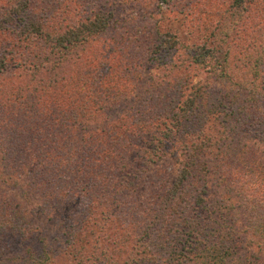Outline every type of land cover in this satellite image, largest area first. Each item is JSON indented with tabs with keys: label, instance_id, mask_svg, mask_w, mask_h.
<instances>
[{
	"label": "trees",
	"instance_id": "obj_1",
	"mask_svg": "<svg viewBox=\"0 0 264 264\" xmlns=\"http://www.w3.org/2000/svg\"><path fill=\"white\" fill-rule=\"evenodd\" d=\"M3 1L0 6V75L11 70L39 72L47 67L50 79L45 84H33L34 88L0 89V155L5 153V157L0 158L3 165L0 169L5 175L14 176L10 177L12 181L4 180L0 170V181L18 188L26 205L38 201L51 211L52 205L47 207L50 200L60 203L67 189L60 187L33 197L30 181L37 173L45 177L54 164L61 167L64 161L70 168L75 165L80 168L73 175L76 181L67 180L64 187L85 197L93 190L86 191L87 184L81 186L80 183L88 173L87 161L94 162L90 171L94 181L86 180L94 183L99 177L92 172L99 162L104 157L113 159L116 147L123 150L129 145L127 137L119 138L118 130L123 122L130 123L135 117L128 133L156 131L157 134L153 136V148L149 147L151 145L141 148L144 152L142 167L157 164L165 156L178 158L181 165L172 187L152 205L153 213H150L146 231L159 235L164 244L153 243V250L147 252L148 258H157L154 252L157 251L162 254L158 264H264L260 252V246L264 249V162L262 152L256 147L264 145V89L258 82L264 73V10L260 9L254 17L255 6L264 0H233L227 11L229 15L222 17L202 39L195 37L192 63L207 74V85L213 81L224 84L228 92L221 97L212 95V90L204 84L194 85L186 76L176 75L177 66L173 61L166 65L163 55L180 50L181 40L173 41L172 35L162 32L158 34L162 35L159 43L150 54L145 52V57L141 58L142 49L137 46L135 54L128 55L127 59L117 46H107L104 50L109 56L104 58L100 51L101 54L92 56V62L82 56L76 61V66L83 69L81 74L76 78L66 75L71 73L67 67L75 66V61L69 58L72 50L94 40L91 36L103 33L110 26L109 19L98 17L91 22L87 20V24L79 23L73 30H65L37 20L36 0ZM156 64L166 68L168 74L166 77L161 74L164 79L159 81L150 76L142 83L147 86L145 91L134 99L127 80L134 87L142 79V71L151 70ZM240 69L242 72L237 75ZM131 77L134 78L129 79ZM80 78L90 83L88 93L81 102L74 100V106L63 105L62 89L73 81L80 84ZM59 94L62 99L57 98ZM144 100L148 108H134ZM99 119L93 131L85 127V123ZM200 121L203 124H199ZM208 124H211L209 130L205 127ZM190 133L194 138L187 143L184 136ZM44 134H49L47 141L52 142L49 149H53L54 143H60V135L63 140L69 139L71 145L63 147L64 157L52 160L49 155L26 154L28 157L18 165L20 177L17 176L13 167L15 154L2 152L4 144L8 143V149H13L10 144L21 146L24 137ZM75 138L77 141L73 144ZM175 146H181V152L176 155L171 149ZM81 149L84 155L79 154L84 161L78 162L75 152ZM84 164L85 173L80 171ZM128 170L125 166L117 167L118 174L110 179L120 178L125 183ZM139 173H143V169ZM125 188L123 183L117 185L114 198L119 199ZM111 190L110 186L109 192ZM99 198L103 201L104 197ZM0 202V210L8 214L5 223L0 222V232L15 229L30 233L28 209L17 205L20 213L14 215L8 209L12 207L11 202L4 198H0ZM151 233L146 235L151 237ZM137 244L135 250L143 246V239L139 238ZM29 247L21 248L24 252L21 260L25 264L51 261L48 258L51 253L46 251L49 247L44 250L45 244L40 253L31 252L33 249ZM255 247L259 250L255 251ZM2 255L0 264H11L10 256Z\"/></svg>",
	"mask_w": 264,
	"mask_h": 264
},
{
	"label": "rangeland",
	"instance_id": "obj_2",
	"mask_svg": "<svg viewBox=\"0 0 264 264\" xmlns=\"http://www.w3.org/2000/svg\"><path fill=\"white\" fill-rule=\"evenodd\" d=\"M36 1L38 3V9L36 10L37 20L50 27L73 30L81 22H86L87 24L98 17L105 18V20L109 19L110 26L103 33L94 35L95 37L91 36V39L94 40L90 39L91 41L80 48L81 50L79 48L72 50L69 58L70 61H75V66L67 67L66 65L71 71V73L67 72L66 75L71 74V77H75L77 74H81L80 72L83 69L76 66V61H79L78 58L82 56L88 62H92V56L95 54L103 53L105 55L104 58L109 56L107 51L104 50L107 46H117V48L121 49V55L126 59L128 55L135 54L134 49L137 46L142 49L141 58L145 57V52L150 54L154 46L159 43L162 35L158 34L162 32L163 35H172L173 41L177 40L176 38L181 40L180 50L174 49L170 54L166 53L163 55L164 62H167L166 65L171 64L173 61L177 66L174 71L176 75L181 74L182 76H186L194 85L198 83L206 85L208 89L210 88L212 90V95L214 94L216 97H221L228 92L223 87L224 84L222 86L216 81L208 82L209 85L205 83L207 74L202 68L192 63V56L194 54L192 44L195 43V37L202 39L212 27L216 26L222 17L229 15L227 11L233 3V0ZM3 3L4 1L0 0V6ZM260 9L261 11L264 10V2L257 3L254 17L258 16L257 12H260ZM85 35L88 34L85 33ZM238 39L243 41L242 37ZM67 68H65L66 71ZM168 72L162 65L156 64V67L151 70L147 69L142 71V79L134 87L131 81L127 80L128 85L131 86V96L136 99L138 93L145 91L144 89L147 86H143L142 83L147 82L150 76H153L154 79L159 81L164 79L163 76L166 77ZM241 72L240 69L236 74L240 75ZM132 78L134 77L129 79ZM49 79L50 74L47 67L39 69V72L32 70L30 73L22 70H11L0 75V89L11 86H15L16 88L17 86L34 88L33 84H45L48 83ZM258 82L264 89V73ZM89 84V82L85 83L84 81H81L80 84H78V81L70 83L66 88L62 89V92H64L60 93L64 95L62 104L74 106V100L81 102L84 97L83 95L88 93ZM238 86L239 84L237 88ZM250 88L248 87L247 89ZM60 94L57 96L58 99H62ZM65 96L66 98H64ZM145 107H149V104L145 103V100L134 105V108L137 110H143ZM100 120L87 122L85 123V127L93 131ZM134 121L135 117L132 118L130 123ZM130 123L123 122L121 128L118 130L120 133L119 138L127 137L130 141L129 145L123 150L116 147L114 149L113 159L104 157L99 162L97 168L92 172L93 174L96 173V176L99 177L98 180L95 179L94 183L91 181L87 182L86 180L88 178L94 181L91 178L90 172L94 162L91 163V160L87 161V167H89L87 170L88 173H85V164L81 168L80 171L85 174L83 175V179L80 180V183L81 186L87 184L86 191L93 189L88 191L90 196L86 193L85 197H80L83 196L81 193L75 195L74 192L76 190L74 191L73 189L64 187L68 181H76L73 179V175L79 168V165L70 168L66 166L64 161L61 167L54 164L51 168L52 171L50 170L51 173L45 174V177L41 178L37 173L34 179L32 177L30 181L31 186L29 188L33 192V197L44 195L49 193V191H54L57 188L60 189V187L67 189L66 197L60 203L50 200V204L47 207L52 205L50 207L51 211L48 208H44V204L41 206V203L38 201L32 205H26L27 203H25L21 191L18 188L0 181V198L11 202L10 204L12 205V207L8 206V209H11L14 215L20 213L18 208L15 207L17 205L28 209L26 216L29 219L28 227L30 228L29 231H31L27 233L14 229L11 231L7 230V232L4 231V233L0 232V256L1 254L10 256L12 259L11 264H25L22 261L24 252L21 248L30 246L29 248L33 249L31 252L36 251L40 253L43 251V244H45L44 250L48 246L50 249L48 248L46 251H50L49 253H51V255H48L51 261L47 264H158L162 254L154 251L158 257L149 259L147 252L148 250H153V243L164 244V242L159 235L155 233L152 235L150 230L146 231V229L149 228L150 213H153L152 205L157 204L159 202L158 198L172 187L181 165L178 158L175 159L165 156L157 164L148 165L145 168L142 167L144 166V160L142 159L144 152L141 148L143 146L147 147L148 145H151L149 147L153 148L155 144L153 136L157 134L155 133L156 131H152L149 134H146V132L138 134L137 132L132 133L131 131L128 133L127 129ZM199 124H203V122L200 121ZM210 125L205 126L207 130L211 128ZM47 132L50 133L49 130ZM48 135L44 134L41 137L32 138L24 137L22 140L25 144L23 143L21 146L18 144H10L11 147L13 146V149H8V143L4 144V148H2L4 150L2 152L8 151L15 154L13 167L17 176L20 177V174H17L19 172V163L25 157H28L26 154L37 157L49 155L52 160L55 157H61V159L64 157L62 155L63 147L66 146L65 144L71 143L69 139L67 141L63 140L60 135L58 138L60 143H54L53 149H49L48 145L52 142L47 141ZM195 136H198L197 133H195ZM193 138L190 133V135L184 136V141L190 143ZM76 141L77 138H75L73 144H76ZM180 147L175 146L171 148L175 151V155L181 152ZM256 147L260 153L262 152L261 156L264 162V145H256ZM57 149L61 151L58 152L59 150L57 151ZM75 153H77V156L75 154V159L78 162L84 161V157L81 156V154L84 155L82 149L77 150ZM4 155L5 153L1 154L0 158ZM107 155L111 154L107 153ZM93 157L96 158L94 155ZM146 158L151 159V156L148 157L146 155ZM16 161H18L17 164H15ZM121 166H125L127 170L131 168L127 171L129 174L124 179L125 183L119 180L120 178L118 180L110 179L118 174L117 167L119 168ZM132 168L136 171H132ZM142 169L143 173L140 174L139 172ZM0 170L4 180L12 181L10 177L13 178L14 176L5 175V172L2 171L3 169ZM120 183L126 185V191L121 194L119 199H115L113 196L114 191L117 185L120 186ZM110 186L112 190L109 192ZM101 195L104 197L103 201L99 198ZM4 207L6 208L7 205H4ZM188 212L191 215L190 211ZM0 213V222H4L8 214H5L1 210ZM146 233H151V237H148ZM139 238L143 239L144 244L141 248L135 250ZM18 244H21L22 247L20 248ZM260 247H262V249L260 248V252L262 253L261 257L264 261V249L263 246ZM254 250L258 251L259 247H255Z\"/></svg>",
	"mask_w": 264,
	"mask_h": 264
}]
</instances>
